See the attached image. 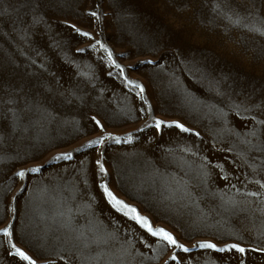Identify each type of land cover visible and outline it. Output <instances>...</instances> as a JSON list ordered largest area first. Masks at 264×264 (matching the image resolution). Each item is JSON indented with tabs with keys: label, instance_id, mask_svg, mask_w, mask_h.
<instances>
[{
	"label": "rangeland",
	"instance_id": "374dc122",
	"mask_svg": "<svg viewBox=\"0 0 264 264\" xmlns=\"http://www.w3.org/2000/svg\"><path fill=\"white\" fill-rule=\"evenodd\" d=\"M17 249L264 264V0H0V264Z\"/></svg>",
	"mask_w": 264,
	"mask_h": 264
},
{
	"label": "snow or ice",
	"instance_id": "6c2138e0",
	"mask_svg": "<svg viewBox=\"0 0 264 264\" xmlns=\"http://www.w3.org/2000/svg\"><path fill=\"white\" fill-rule=\"evenodd\" d=\"M93 15H95V13H93ZM86 35V34H85ZM160 126V122H157V127ZM176 127L183 129L181 125L177 124ZM64 158H70V156H66ZM33 171H38V169H33ZM101 171H104L103 168H101ZM17 175L21 178L24 177L25 173L24 172H18ZM103 187V186H102ZM105 190V194L108 197L109 201L114 205V206H118V208L120 209H126L128 212L133 213L134 214V218L137 220L138 223H141L143 226L146 227V229L151 232L153 235H158L161 236L164 240H166L170 245H177L176 240L167 232H164L163 230H157L155 232L152 231L151 226L149 225V222L147 221V219L141 218L137 213L136 210L133 208H129L127 205L123 204V202L119 201L110 191L107 190V188L104 189ZM5 235H8V231L5 230L4 232ZM178 246V245H177ZM200 247L202 248H208V249H214L216 246L211 244V243H204L201 244ZM233 248H236V250L240 253H243L245 250L243 248H238L235 245L232 246ZM220 251H225V249H219ZM185 251H187V249H185ZM17 255H19L23 260H26L29 262V264H35L34 261L30 260V258L28 256H26L22 251H20L19 249H17L16 252ZM174 258V257H173Z\"/></svg>",
	"mask_w": 264,
	"mask_h": 264
}]
</instances>
